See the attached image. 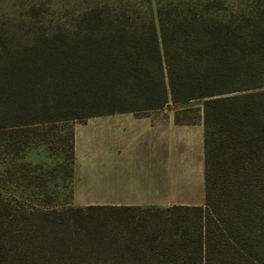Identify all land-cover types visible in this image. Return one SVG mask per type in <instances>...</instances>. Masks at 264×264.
<instances>
[{"label": "trees", "instance_id": "1", "mask_svg": "<svg viewBox=\"0 0 264 264\" xmlns=\"http://www.w3.org/2000/svg\"><path fill=\"white\" fill-rule=\"evenodd\" d=\"M27 9L15 44L0 17L2 143L19 154L28 130L47 141L57 123L201 100L176 117L203 119L205 202L136 215L140 205L26 204L0 190V264L264 260V0H81L64 17L36 1ZM66 134L69 187L73 127ZM37 175L0 177V187L28 189Z\"/></svg>", "mask_w": 264, "mask_h": 264}, {"label": "crops", "instance_id": "2", "mask_svg": "<svg viewBox=\"0 0 264 264\" xmlns=\"http://www.w3.org/2000/svg\"><path fill=\"white\" fill-rule=\"evenodd\" d=\"M180 107L119 111L76 121L69 188L79 205L203 204L202 117L177 120Z\"/></svg>", "mask_w": 264, "mask_h": 264}, {"label": "rangeland", "instance_id": "3", "mask_svg": "<svg viewBox=\"0 0 264 264\" xmlns=\"http://www.w3.org/2000/svg\"><path fill=\"white\" fill-rule=\"evenodd\" d=\"M31 1H36L42 4L44 6L45 13L50 17H64L71 11L75 10L81 0H0V17L1 19H4L3 21L10 22V29L8 30V41L10 44H15L17 42V38L19 37L18 35L23 33L20 28H15L14 24H16V22L18 23V20L21 19L20 17L28 12L27 4ZM201 104V100H192L187 103L172 104V106L188 108L191 110L190 112L194 116V113L196 114L199 112L198 108ZM74 123L75 122H61L46 128L48 131H46L47 141L41 142H34V140L31 142L33 137L36 136L28 130L25 132L29 134L28 137L27 135L24 137L26 141L29 140V144L25 146L19 154L17 153L16 147L14 145H5L2 143L4 138H7V141L9 140V132L5 133L4 135L0 134V177H8L11 175L19 177L21 173L28 174L29 176H34V174L37 175L40 173L47 176V186L45 188L35 185L37 182L41 183V180L37 175V177L32 178L31 181H29L32 182V187H29L28 189H25V187L22 185H9L7 187H0V190L6 194L18 196L19 199L24 201L26 204L36 203L63 207L69 206L66 205L69 203L76 206H86L75 203V196L69 194L70 188L65 185V180H67L66 177L69 174L71 156L69 155V148L66 145L64 138H66L67 130L69 127H73ZM23 162L25 164H30V166H22L21 164ZM36 165L44 166L45 170L43 171L42 168L35 170L34 166ZM21 168H23L24 171H21ZM63 177H65V180H63ZM35 189H42V191H39L45 195L33 197L26 196L27 193ZM47 197L50 199L48 201L44 200ZM140 206L142 209L136 210L134 212L136 215L144 212L143 210L146 207H149L148 205ZM150 206L154 207V205ZM257 262L258 264H264V260L257 259Z\"/></svg>", "mask_w": 264, "mask_h": 264}]
</instances>
